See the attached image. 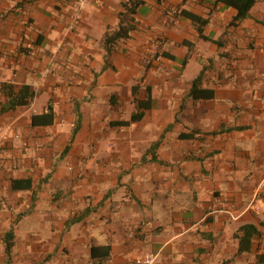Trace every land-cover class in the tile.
I'll use <instances>...</instances> for the list:
<instances>
[{
	"label": "crops",
	"instance_id": "0c3cea01",
	"mask_svg": "<svg viewBox=\"0 0 264 264\" xmlns=\"http://www.w3.org/2000/svg\"><path fill=\"white\" fill-rule=\"evenodd\" d=\"M80 1L0 0V264H264V0Z\"/></svg>",
	"mask_w": 264,
	"mask_h": 264
},
{
	"label": "trees",
	"instance_id": "16d2710c",
	"mask_svg": "<svg viewBox=\"0 0 264 264\" xmlns=\"http://www.w3.org/2000/svg\"><path fill=\"white\" fill-rule=\"evenodd\" d=\"M219 2L225 4L229 7H234L238 11V14L234 21L231 23L232 26H235L237 22L240 20L246 18L249 14L250 9L254 6L256 0H218ZM142 3V0H128V2L124 3L125 7V13L120 15V26L117 30L113 32H107L104 37V49L107 54L111 51L112 47L116 44V42L120 39H125L129 37L130 31L134 28V25L132 22L124 23V17L126 15L132 14L135 12V9ZM187 17L192 21V23L196 26L199 34L202 38H205L203 36V26L206 24V20H201L195 15L191 13H187ZM192 43L186 41L184 42V45L187 47H190ZM186 62V61H185ZM201 74L194 79L193 81V87H192V95L195 96V90L197 88V85H199L201 81ZM3 91L6 96V102L3 104L2 109L0 111L1 113H4L16 106H25L29 103L30 98L33 97V93L29 92L28 88H21L17 93H14L12 87L10 85H4ZM141 118V114H136L132 116L131 121H136ZM131 121L122 123L123 126H128ZM79 115L78 120L76 122L74 132L79 127ZM152 159H155V156L152 157ZM258 234L257 229L253 225H245L241 227L240 229V235H238L239 238V247H238V254H242L244 252H247L250 250L252 242L251 239L254 235ZM5 253L6 257L9 260L12 254V249L14 245V235L13 233H10V235H6L5 237ZM104 250L105 254L103 257H100V251ZM110 249L106 246H98V247H92L91 249V257L93 259H100V264H102L103 260H106L109 257ZM99 264V263H98Z\"/></svg>",
	"mask_w": 264,
	"mask_h": 264
},
{
	"label": "built area",
	"instance_id": "2783aa9c",
	"mask_svg": "<svg viewBox=\"0 0 264 264\" xmlns=\"http://www.w3.org/2000/svg\"><path fill=\"white\" fill-rule=\"evenodd\" d=\"M87 0H81L79 2V5L81 7V5H84V3L86 2ZM70 24H69V28L70 29H73L74 28V22H75V16L72 15L71 18H70ZM157 44L160 46L163 44V40L162 39H158L157 40ZM158 45L155 47L156 48V51L155 53L158 52L159 48H158ZM154 260H155V257L153 255H150V254H143V255H138L132 264H153L154 263Z\"/></svg>",
	"mask_w": 264,
	"mask_h": 264
},
{
	"label": "rangeland",
	"instance_id": "374dc122",
	"mask_svg": "<svg viewBox=\"0 0 264 264\" xmlns=\"http://www.w3.org/2000/svg\"><path fill=\"white\" fill-rule=\"evenodd\" d=\"M195 68H197V67H195ZM194 71H195V69L193 68V66H190V68L188 70V74L193 73Z\"/></svg>",
	"mask_w": 264,
	"mask_h": 264
}]
</instances>
